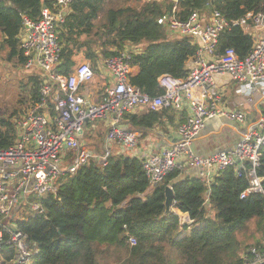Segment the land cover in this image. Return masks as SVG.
Returning a JSON list of instances; mask_svg holds the SVG:
<instances>
[{"label": "trees", "instance_id": "16d2710c", "mask_svg": "<svg viewBox=\"0 0 264 264\" xmlns=\"http://www.w3.org/2000/svg\"><path fill=\"white\" fill-rule=\"evenodd\" d=\"M53 6L54 0H0V48L7 61L24 66L23 20H38L43 8ZM172 7L171 0H73L58 33V71L69 75L82 56L94 73L88 87L100 96L108 79L99 64L128 48L131 84L151 97L160 95L158 78L186 77L197 48L191 36L171 35L157 23ZM214 9L227 19H238L248 12H264V0H180L176 15L184 20L191 11ZM253 41L251 35L233 28L221 34L217 50L232 48L244 59ZM97 78L102 85L98 90L93 88ZM42 79L38 72L28 76L26 99L20 101L26 109L38 100ZM49 109L53 115L50 101ZM23 113L16 107L0 113V149L17 141L16 125ZM174 118L173 109L143 110L125 113L122 124L143 138L165 121L172 124ZM184 169L169 172L151 189L136 155L114 152L105 167L89 159L73 174L65 172L57 180L56 195L38 198L43 213L23 205L28 213L14 218L16 227L37 247L30 264H172L171 251L179 254L181 264H242L249 248L242 246L238 234L248 229L249 222L261 236L253 247L264 251V195L240 198L247 181L237 177L233 167L221 171L209 187L196 175L183 174ZM258 174L264 190V147ZM167 185L173 189L174 202L164 214ZM179 213H187L202 226L181 236ZM130 236L136 239L134 245ZM13 256L12 249H3L0 264H12Z\"/></svg>", "mask_w": 264, "mask_h": 264}, {"label": "built area", "instance_id": "2783aa9c", "mask_svg": "<svg viewBox=\"0 0 264 264\" xmlns=\"http://www.w3.org/2000/svg\"><path fill=\"white\" fill-rule=\"evenodd\" d=\"M171 1V11L158 18L157 23L171 35L191 36L197 48L186 77L160 76L162 93L154 97L131 84L132 51L128 48L102 60V69L111 81L98 102L80 92V87L93 79L90 62L76 65L69 75L58 71L61 52L58 33L73 0H54L53 8H43L38 20L24 18L20 32L26 58L23 67L27 71L37 70L43 79L38 100L17 121V141L0 149V252L12 249V264H30L33 253H37L36 245L16 227L15 213L23 205L30 211L43 213L39 200L31 201L30 197L56 195L58 178L65 172L73 174L89 159L105 167L114 152L130 154L140 133L122 122L124 114L136 108L176 112L188 109L184 122L177 127V139L170 146L159 150L152 147L144 155L134 151L130 154L140 158L149 189L169 172L186 167L195 169L199 180L209 187L221 171L233 167L235 175L247 181L240 198L264 195L263 177L258 174L264 147V12H248L238 19H227L216 9L208 14L194 10L181 20L176 15L180 0ZM233 28L254 38L244 59H239L232 48L217 50L221 34ZM219 77H226L236 85L238 103L234 108L223 99L217 84ZM49 101L53 104V115ZM243 103L259 104V110L235 142L229 148L198 153L194 141L206 121L219 118L246 123V115L240 109ZM96 120L107 121L99 152L80 139L84 126ZM207 202L206 198L204 205ZM178 215L182 233L202 226L195 224L187 213ZM129 243L134 245L136 239L130 236ZM242 264H264V251L250 247Z\"/></svg>", "mask_w": 264, "mask_h": 264}, {"label": "crops", "instance_id": "0c3cea01", "mask_svg": "<svg viewBox=\"0 0 264 264\" xmlns=\"http://www.w3.org/2000/svg\"><path fill=\"white\" fill-rule=\"evenodd\" d=\"M99 70L104 77H107L108 82L111 81V78L103 71L102 65ZM30 71L31 74L37 73L35 72L37 70ZM88 84L89 83L83 86V90L81 92L87 94L94 102L100 101V97L103 94L104 89L101 92L100 96H98L91 88L88 87ZM217 84L220 92L223 95V99H225L229 107L234 108L238 103V98L235 93L236 85L226 77H219L217 79ZM258 106L259 104L248 105L243 103V105H241L240 109L246 115V123L242 125L219 118H212L206 121L205 127L194 141L196 151L200 154H205L222 148H229L237 139L235 137L239 136L244 130L245 125L249 123L251 124L255 119L259 110ZM143 110L144 109L142 108H136L132 112H140ZM187 112V107H184V109L180 112L175 111V118L172 124H169L167 121H165L161 126L149 130L143 138L139 136L135 149L129 151L128 153L133 154L134 151V153H136L137 155H144L152 147L155 150H159L164 146H170L173 142L176 141L177 127L179 124L184 122ZM126 127L130 128L129 126ZM106 130V120H96L95 122H90L84 126L80 139L94 152H99L101 151V144L103 142ZM134 131L139 133L137 130ZM95 139H97V141ZM183 174L196 175V171L193 168L186 167Z\"/></svg>", "mask_w": 264, "mask_h": 264}, {"label": "rangeland", "instance_id": "374dc122", "mask_svg": "<svg viewBox=\"0 0 264 264\" xmlns=\"http://www.w3.org/2000/svg\"><path fill=\"white\" fill-rule=\"evenodd\" d=\"M1 38L2 37L0 34V41ZM82 61L89 62L82 56H78L76 58L77 64L80 62L82 63ZM99 66L101 67V63L99 64ZM30 74L31 71H27L23 66L18 65L16 60L10 62L7 61L5 51L0 48V113H8L15 107L18 110L21 109L22 111L26 109L27 106L25 104H21L20 101L23 98L26 99V89L24 88V85L27 82V78ZM99 81L100 78L94 79L93 88L96 90L100 89V87L102 86ZM95 140L97 141V139ZM37 200L38 199L36 196L32 197V201ZM23 210V206H21L20 209L15 213L14 217H16V219L19 217L21 218V213H28L27 210H24V212ZM187 233L188 232H183L182 234L186 235ZM260 238V233L256 231V227L253 222H249L248 229L238 234V239L241 242L242 246L246 247V250L250 247H253L256 244L255 240H259ZM170 259L172 264H181V258L175 251L170 252Z\"/></svg>", "mask_w": 264, "mask_h": 264}, {"label": "water", "instance_id": "95a60500", "mask_svg": "<svg viewBox=\"0 0 264 264\" xmlns=\"http://www.w3.org/2000/svg\"><path fill=\"white\" fill-rule=\"evenodd\" d=\"M173 202H174L173 189L170 185H167L164 188V207H165L164 214H167L168 212L171 211Z\"/></svg>", "mask_w": 264, "mask_h": 264}]
</instances>
